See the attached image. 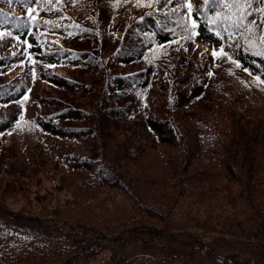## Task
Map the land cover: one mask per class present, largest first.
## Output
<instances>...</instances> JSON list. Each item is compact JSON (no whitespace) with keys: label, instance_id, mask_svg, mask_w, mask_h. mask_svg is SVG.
Listing matches in <instances>:
<instances>
[{"label":"trees","instance_id":"trees-1","mask_svg":"<svg viewBox=\"0 0 264 264\" xmlns=\"http://www.w3.org/2000/svg\"><path fill=\"white\" fill-rule=\"evenodd\" d=\"M0 264H264V2L0 0Z\"/></svg>","mask_w":264,"mask_h":264},{"label":"rangeland","instance_id":"rangeland-1","mask_svg":"<svg viewBox=\"0 0 264 264\" xmlns=\"http://www.w3.org/2000/svg\"><path fill=\"white\" fill-rule=\"evenodd\" d=\"M47 195H52V197H55L53 199L59 200V198L63 197L65 193L57 192L54 188L53 182H50L42 178L38 180V185L32 186L30 190L28 191V198L31 200L37 197H43ZM4 202H6L7 207L13 210H19L27 206V205H24L25 202L20 197L12 198L8 196L7 198L4 199ZM31 203L35 204V201L33 202L31 201Z\"/></svg>","mask_w":264,"mask_h":264},{"label":"snow or ice","instance_id":"snow-or-ice-1","mask_svg":"<svg viewBox=\"0 0 264 264\" xmlns=\"http://www.w3.org/2000/svg\"><path fill=\"white\" fill-rule=\"evenodd\" d=\"M237 2V0H232V3L235 4ZM262 2H264V0H262ZM227 6V5H226ZM189 7H191V5H189ZM223 54V53H221ZM213 55H216V53H213ZM239 66V65H238Z\"/></svg>","mask_w":264,"mask_h":264}]
</instances>
